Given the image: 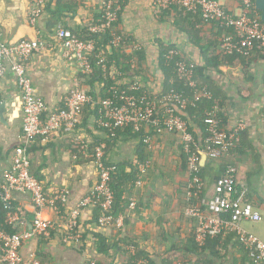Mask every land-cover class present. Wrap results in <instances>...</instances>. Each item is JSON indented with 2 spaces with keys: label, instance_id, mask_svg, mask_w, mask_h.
<instances>
[{
  "label": "crops",
  "instance_id": "crops-1",
  "mask_svg": "<svg viewBox=\"0 0 264 264\" xmlns=\"http://www.w3.org/2000/svg\"><path fill=\"white\" fill-rule=\"evenodd\" d=\"M215 1L234 16L242 13L243 0ZM103 2L47 0L45 12L32 25L29 0H0V30L4 42L15 44L27 38L40 39L47 44L27 62V71L37 95L46 100L50 111L63 107L65 98L77 83L84 91L90 90L81 80L83 74L77 62L64 57L63 48L56 41L57 29L60 25L65 26L63 19L81 31L95 24ZM153 5V0H125L119 26L132 39L134 47L143 51L145 60L141 68L129 73L132 79L121 77L118 83H136L150 93L161 92L165 75L159 63L160 44L173 45L191 64L206 67L207 84L219 99L209 94L216 98L225 129L242 123L245 130L241 133L237 151L223 159L207 157L202 161V199L211 200L216 182L229 167H234L240 188L248 190L251 204L264 219V50L256 49L249 56L228 57L223 53L222 41L230 30L205 23L196 16L186 19L174 11H159ZM125 53H131V49H126ZM109 70L112 78L118 74L114 66ZM95 89H99L96 84ZM2 103L6 104V111L4 122L0 118V182L3 172L11 166L12 158L20 151L24 123L17 79L9 69L0 79ZM80 120L78 142L77 137L58 132L38 137L30 149L31 172L42 182L47 195L52 196L61 190H67L69 194L59 214L48 209L42 211L41 218L51 220L57 226L50 239L24 240L21 248L23 264H89L91 260L125 264V251L131 253L134 249L135 253L136 247L151 261L161 264L177 256L178 251L185 250L189 239L196 233L197 222L185 215L191 208L188 197L190 176L185 169L179 136L149 134V129L145 128L143 145L140 137L127 129L107 138L88 109L81 113ZM96 143L105 145L106 162L122 167L124 172L120 171V175L130 176L136 172L137 177L134 181L117 179L115 182L120 187L119 201L123 208L117 214L122 217L121 227L98 230L93 220L95 212L87 208L78 220L79 231L82 235L87 234L85 244L67 245L61 236L65 217L97 181L91 157ZM12 203L16 209L13 215L19 218V232L31 230L36 210L30 196L15 193ZM132 203L134 207H131ZM204 211L207 213V208ZM262 227L244 226V229L264 242ZM91 233L101 235L110 246L106 255L97 253ZM194 256L190 259L197 260ZM222 262L252 264L234 243Z\"/></svg>",
  "mask_w": 264,
  "mask_h": 264
},
{
  "label": "built area",
  "instance_id": "built-area-1",
  "mask_svg": "<svg viewBox=\"0 0 264 264\" xmlns=\"http://www.w3.org/2000/svg\"><path fill=\"white\" fill-rule=\"evenodd\" d=\"M29 20L35 25L39 17L45 12L47 0H29ZM123 0H106L103 2V19L106 27L94 26L93 33L111 30L113 46L120 44V36L113 29L118 21L121 10L120 2ZM154 8L159 11L176 6L184 13L199 14L203 22L219 23L221 27L231 30L223 39L222 50L225 55L244 54L249 56L254 50H264V23L258 15L253 0L242 1V13L234 16L215 0H153ZM56 41L63 48L64 57L76 61L83 75L92 73V58L95 55L94 41L82 40L72 29L60 25L56 32ZM47 44L40 39L28 40L27 38L15 44L3 41L0 30V79L4 78L8 69L17 79V87L23 103L24 123L22 128V145L19 153L12 158L11 163L2 174L0 182V200L4 203L12 201L15 193L30 196L36 210V217L31 230H25L15 235L6 232L0 233V264H23L21 248L26 239L52 237L57 224L51 220L41 218L44 210L61 212L60 204L68 201V191L61 190L49 196L45 187L31 172L30 149L40 136H50L64 132L71 137L77 136L80 126L81 112L90 105L100 106L102 117L99 119L100 127L110 132L111 137L116 131L132 126L134 131H139L141 126L152 128L156 134L172 133L179 136L183 151L187 154L189 171V200L195 199L197 205L186 210L187 218L196 220V242L200 247H205L208 239L219 236L234 235L237 242L247 251L253 264H264V243L244 229V224L258 225L262 223L261 214L255 210L248 198V190L240 188L236 179V169L229 167L227 173L220 178L214 187V196L207 201L201 199L202 157L206 155L213 160L229 156L241 142V133L245 130L242 123L236 124L231 129L222 127L218 117V107L208 113V137L205 140V149L196 142L190 131L188 121L178 112L179 104L182 109L188 106V100L181 95L169 94L158 100L148 99L144 96L130 94L125 90H116L112 98L98 100L84 91L77 83L71 93L65 98L63 108L57 112L50 111L46 100L37 95L31 78L27 71V62L32 56ZM170 55L176 54L171 51ZM104 61L100 58L99 64ZM7 63L9 67L7 66ZM134 62L132 63V67ZM177 72L183 76L191 87H195V65L180 61L176 64ZM139 86L135 83L130 90L136 91ZM196 98L212 99L206 92L196 93ZM85 147V146H84ZM103 143L94 148L91 155L96 170L97 181L87 195L79 201L77 207L66 215V224L61 233L63 243L67 245L81 244L82 234L79 231V217L83 210L92 208L97 213L96 228L98 230L109 227H121L122 217H115L112 213L114 193L111 189V177L116 167L107 164L104 160ZM144 172V170H142ZM134 203L131 207H134ZM207 208V213L203 210ZM17 215L10 214L9 222L17 223ZM93 241L94 238H92ZM134 254V249H133ZM89 264H96L91 260Z\"/></svg>",
  "mask_w": 264,
  "mask_h": 264
},
{
  "label": "trees",
  "instance_id": "trees-1",
  "mask_svg": "<svg viewBox=\"0 0 264 264\" xmlns=\"http://www.w3.org/2000/svg\"><path fill=\"white\" fill-rule=\"evenodd\" d=\"M106 1V0H104ZM255 3V0H253ZM121 10L118 13V21L114 24L113 29L116 35L120 36L121 42L116 46H113L112 40L113 36L111 30L106 29L103 32L93 33L91 28L95 26H102L103 28L106 27L105 21L103 19V10L101 14L96 18L95 24L88 26L87 28L83 29H75L74 27L70 26L66 19H63L65 27L68 29H72L82 40L84 41H94L96 45L95 55L92 58V73L89 75H83L81 80L84 81L86 85L89 86L90 90L88 92L94 100L97 102L98 100L112 98L114 92L116 90H125L130 94H135L137 96H146L148 99H154L156 97L158 100L164 98L169 94H176L181 95L183 98L188 100V106L186 109H182L179 104H175L177 106L178 112L184 117L186 121H188L190 126V131L193 133L195 140L199 143L202 149H205V140L208 137V127H209V116L208 113L215 109L216 103L215 99H219L216 94H214L207 84L209 79L206 74V67H198L197 65L194 68V81L196 83L195 87H191L187 81L177 72L176 64L180 61H184L186 63H190L173 45H164L160 44V57L159 63L160 67L165 75V82L161 92L158 93H150L145 89L139 88L136 91L130 90V86L135 83H130L126 85H121L118 83L121 77L127 76L129 79H132L131 71H136L138 68H141L144 63V53L140 48H135L133 45L132 39L127 36L119 26L121 14L123 9L125 8V0L120 2ZM176 12L182 18L189 19L190 16H196L200 20L201 17L199 14H190L184 13V11L176 6L170 7V9L164 10V12ZM258 15L260 16V12L256 9ZM189 17V18H187ZM261 17V16H260ZM262 19V18H261ZM203 21V20H202ZM264 23V21L262 20ZM217 24L221 29L223 27L220 26L219 23L211 22ZM225 29V28H223ZM231 31V30H230ZM223 45V41H222ZM131 49V53L126 54V49ZM171 51H175L176 54L170 55ZM225 55V54H224ZM236 56L242 57L241 54H235ZM233 56V55H232ZM103 57L104 61L102 64H99L100 58ZM230 57V56H228ZM244 57V56H243ZM134 62V66L132 67V63ZM114 66L117 70L118 74H115V77L112 78L110 74V68ZM129 74V75H128ZM95 84L98 85L99 89H95ZM198 92H207L214 94L216 97H212V99H196V93ZM219 107V106H218ZM63 107H60L54 112L59 111ZM88 109L93 115L94 119L99 126V119L102 117L100 113V106L95 105L91 107L90 105L83 108ZM81 112V113H82ZM218 117L222 121V127H224V119L223 114L221 111H218ZM81 125V124H80ZM129 130L130 133L136 134L140 137V141L143 145H145L143 139L145 136V127L141 126L139 131H134L132 126L125 127L123 129H119L117 132L121 130ZM101 130L106 134V137L111 139V134L108 130L101 128ZM148 133H155L152 128H149ZM99 143L94 145V148L98 146ZM240 144L235 149L236 151L239 149ZM77 150V148H76ZM233 150V151H235ZM233 153V152H232ZM184 154L185 158V169H188V162H187V154ZM105 160V157H104ZM106 162V160H105ZM108 164V162H106ZM120 171L124 172L122 167H116L115 173L111 177L110 186L114 193V204L112 208V213L116 217L119 212L123 210L120 206V187L115 184L117 179H127L130 181H134L137 177V173L133 172L130 176H122L120 175ZM201 180H203L202 171L200 174ZM203 191V185H202ZM200 197L202 199V192L200 193ZM249 198V195H248ZM191 204L189 207H194L197 205V201L195 199L190 200ZM61 208H63V203L60 204ZM204 210V209H203ZM16 212L15 205L12 201L8 203H3L0 200V233L6 232L11 235H15L19 233V228L17 227V223H10L9 222V215L14 214ZM94 224H96L97 213L94 211ZM87 234L82 236L81 246L85 244L87 240ZM91 237L94 238L96 244V251L98 254L106 255L110 246L105 242L104 238L101 235L91 233ZM239 248V250L243 253V256L247 259L253 261L247 251L237 242V238L234 235L231 236H219L216 238L208 239L205 247H200L196 242V235L191 237L188 242V246L185 250H181L177 252V256H173L168 258L167 260L162 261L161 264H224L222 261L226 260V251L230 248L231 244H233ZM127 252V261L125 264H144L143 262H147L146 264H156L155 262L151 261L149 257L144 256V253L141 252L138 247L135 249V253ZM195 255V256H194ZM205 255H208L205 258ZM191 256H194L197 260L190 259ZM143 261V262H142ZM142 262V263H141ZM222 262V263H221ZM96 264H113V261H109V263L104 262H96Z\"/></svg>",
  "mask_w": 264,
  "mask_h": 264
},
{
  "label": "water",
  "instance_id": "water-1",
  "mask_svg": "<svg viewBox=\"0 0 264 264\" xmlns=\"http://www.w3.org/2000/svg\"><path fill=\"white\" fill-rule=\"evenodd\" d=\"M255 7L261 13L262 20L264 21V0H255ZM6 111V104H0V118L4 122V113ZM206 155H203L202 161L205 160Z\"/></svg>",
  "mask_w": 264,
  "mask_h": 264
},
{
  "label": "rangeland",
  "instance_id": "rangeland-1",
  "mask_svg": "<svg viewBox=\"0 0 264 264\" xmlns=\"http://www.w3.org/2000/svg\"><path fill=\"white\" fill-rule=\"evenodd\" d=\"M264 224V219H263V221H262V223H260V224H258V225H252V224H244V226H246V227H249V228H251V227H254V228H256V229H262L263 227L262 226H264L263 225ZM263 242V241H262ZM264 243V242H263Z\"/></svg>",
  "mask_w": 264,
  "mask_h": 264
}]
</instances>
